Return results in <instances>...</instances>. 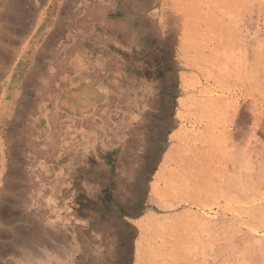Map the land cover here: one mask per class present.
<instances>
[{
    "label": "rangeland",
    "instance_id": "obj_1",
    "mask_svg": "<svg viewBox=\"0 0 264 264\" xmlns=\"http://www.w3.org/2000/svg\"><path fill=\"white\" fill-rule=\"evenodd\" d=\"M239 2L0 0V264L45 257L51 264H193L186 259L206 246L207 231L180 229L192 220L185 210H195L191 191L176 181L186 164L174 166L171 155L183 146L209 142L214 159L223 150L232 155L234 176L223 181L224 191L241 193L239 174H253L250 190L264 192V105L255 109L251 100L255 65L246 49L257 29L264 64V0H242V10ZM208 21L202 30L199 22ZM197 54L201 65L193 62ZM232 55L238 60L231 63ZM204 58L221 76L198 71L210 68ZM262 71L260 65L264 84ZM199 87L209 92L201 100L215 99L214 124L196 131ZM198 192L193 200L203 197ZM212 195L223 203L218 191ZM262 206L246 218L264 229ZM214 208L203 209V219L213 217L228 245L235 239L259 248L256 262L263 260L264 239L256 245ZM169 236L176 244L163 257L154 243Z\"/></svg>",
    "mask_w": 264,
    "mask_h": 264
},
{
    "label": "bare ground",
    "instance_id": "obj_2",
    "mask_svg": "<svg viewBox=\"0 0 264 264\" xmlns=\"http://www.w3.org/2000/svg\"><path fill=\"white\" fill-rule=\"evenodd\" d=\"M236 1H240L239 2V8L242 10L241 7L243 6H240L242 5V0H236ZM259 2V0H257ZM250 4V3H249ZM261 4V3H260ZM258 5V4H257ZM256 5V6H257ZM262 5V4H261ZM260 5V6H261ZM264 5V4H263ZM255 7V6H254ZM220 8V7H219ZM218 12V11H217ZM264 12V10H263ZM228 13V12H227ZM241 15V14H240ZM245 15V14H244ZM226 16V15H225ZM242 16V15H241ZM251 16H254L252 14H250V18L252 19ZM214 17V16H213ZM209 18L210 20H212V22L214 21V18ZM230 17V16H228ZM226 18V17H225ZM231 18V17H230ZM233 18V17H232ZM227 19V18H226ZM240 19V18H239ZM231 20V19H230ZM233 20V19H232ZM220 21V20H219ZM241 21V20H240ZM221 22V21H220ZM224 22V21H223ZM238 22V21H237ZM242 22V21H241ZM200 26H201V29L203 30L205 28V26L207 24H209V21L203 26L202 25V22H199ZM214 24V23H213ZM208 26V25H207ZM229 26V25H228ZM232 26V25H231ZM233 27H236L233 26ZM205 30V29H204ZM256 31L254 32V42L252 44H248V46L246 47L247 49V54L250 56L251 58V61L249 60L248 61V64L251 65V63L253 65H251L252 67L254 66V74L251 73V75L253 74V84H248L249 88H252V92H254L253 94V97H252V103L254 104V108L255 109H258L259 105L260 106H263L264 103V84H262L261 82V86H260V83L258 82L257 80V72H259V67L260 65H262V69L264 71V64L259 60V57H258V52L261 50V47H262V43L260 42L259 38H257V29H255ZM200 33V32H199ZM234 33V32H233ZM239 36V34H237ZM237 36V38H238ZM236 37V36H235ZM201 37H196L197 41L200 40ZM220 39V38H219ZM218 40V37L216 36H212L211 40H210V44H215L216 41ZM236 40V39H235ZM233 41V40H232ZM237 41V40H236ZM239 43V42H238ZM246 45V44H245ZM219 46V45H218ZM205 47V46H204ZM210 47V46H209ZM197 49V46L195 47ZM222 48V46H221ZM219 48V49H221ZM239 48V47H238ZM237 49V47H236ZM198 50V49H197ZM196 50V51H197ZM235 50V49H234ZM241 50V49H240ZM236 51V50H235ZM238 51V50H237ZM200 51L198 50L197 53H199ZM206 52V51H205ZM231 52V51H230ZM229 52V53H230ZM195 53V51H194ZM234 53V52H233ZM238 53V52H237ZM262 53V52H260ZM245 54H243L244 56ZM199 57V58H198ZM212 59H214V57H211ZM242 58V56H241ZM240 58V60H241ZM205 59V58H204ZM210 58H208L209 60ZM212 59H210L209 61L207 60L209 63L208 68L207 70H203V67H199L197 66V69L200 73L202 74H206L205 77L206 78H215L216 79V75L219 76L218 74L221 73V68L219 69L217 66V64L212 61ZM227 61L229 62H234L236 59L238 60V55H237V58L234 57L233 55L232 56H228L227 58ZM201 54H197V56H195V60H193V62H197L199 63L200 65L203 63H201ZM224 60V59H223ZM239 60V61H240ZM242 61V60H241ZM237 63V62H236ZM246 63V62H245ZM245 63H243L245 65ZM247 64V65H248ZM220 65V64H219ZM226 65H228V63L226 61H222L221 62V67L222 69L224 70H233V68H227ZM232 65V64H231ZM239 65V64H238ZM241 65V64H240ZM233 66V65H232ZM243 66V65H242ZM249 66V65H248ZM247 66V67H248ZM235 67V66H234ZM239 67V66H238ZM252 67H250L252 69ZM243 68V67H241ZM246 70V69H245ZM262 71V73H263ZM216 73V74H214ZM227 73V72H226ZM241 73V72H240ZM196 75V74H195ZM227 75V74H226ZM221 76V74H220ZM225 76V75H224ZM223 76V78H224ZM243 76V75H242ZM248 76V75H247ZM204 77V76H202ZM226 77V76H225ZM235 77V75H234ZM250 77V76H249ZM199 78V76H198ZM220 78V77H219ZM239 79V78H238ZM241 79V78H240ZM250 79V80H251ZM208 80V79H207ZM206 80V81H207ZM227 80V79H225ZM262 80V79H261ZM221 81V80H220ZM251 82V81H250ZM197 83V82H196ZM199 83V82H198ZM220 84V83H219ZM238 84H240V82H238ZM238 84H234L232 88L235 89V87H238ZM242 87L244 86V84H242ZM218 86V85H217ZM216 87V86H214ZM200 88V87H199ZM261 88V89H260ZM192 89V88H191ZM246 89V88H245ZM195 90V88H194ZM229 90V89H228ZM227 90V92H228ZM262 90V91H261ZM194 110H196L195 112H198L193 123L194 124H197V129L196 131H199V129H206L209 127H212L213 126V121H214V118L213 117V110H214V107H215V99L208 96V97H205V98H202L203 100H201L200 95H202V93L204 94V92L206 93H209L208 92V89L206 88H203V89H198L196 91H194ZM234 92V91H233ZM236 92V91H235ZM240 92V91H239ZM249 92V91H248ZM219 93V92H218ZM83 95V94H82ZM199 95V96H197ZM236 95V94H235ZM239 95V94H238ZM243 95V94H242ZM241 95V96H242ZM234 96V95H233ZM244 96V95H243ZM238 97V96H237ZM236 98V97H235ZM185 99V98H184ZM230 99V98H229ZM187 101V100H186ZM228 101V100H225V102ZM238 101V100H236ZM242 101V100H241ZM76 102V101H75ZM198 102H202V106L201 107H197V104ZM234 102V100H233ZM244 102V101H243ZM190 103V102H189ZM188 103V104H189ZM240 103V102H239ZM245 103V102H244ZM187 104V105H188ZM226 104V103H225ZM237 104V103H236ZM243 104V103H242ZM237 106V105H236ZM234 108V107H233ZM253 108V107H252ZM219 109V107L217 108ZM225 109V108H224ZM248 109V108H247ZM230 111V110H228ZM249 111V110H248ZM257 111V110H255ZM192 112V111H191ZM222 112V111H221ZM253 112V111H251ZM264 112V110H263ZM227 113V112H226ZM229 113V112H228ZM191 116V115H190ZM218 118V117H217ZM255 118V117H254ZM263 118V117H262ZM191 120V119H190ZM227 120V119H226ZM261 120V119H260ZM225 121V120H224ZM255 121V120H253ZM225 123V122H224ZM184 124V123H183ZM180 125V124H179ZM195 126V125H194ZM228 126V125H227ZM192 128V127H191ZM219 129V128H218ZM254 129V128H253ZM62 130V129H61ZM253 131V130H252ZM63 132V131H62ZM222 132V131H221ZM239 132V131H238ZM58 133V132H57ZM186 133V132H185ZM253 133V132H252ZM187 134V133H186ZM224 134V132H223ZM234 135V134H233ZM254 135V134H253ZM59 136V135H58ZM176 136V135H175ZM192 137V136H191ZM200 137V136H199ZM202 137V136H201ZM255 137V136H254ZM252 137V138H254ZM198 138V137H197ZM218 139V138H217ZM224 139V138H223ZM221 140V139H220ZM181 141V142H180ZM192 141H196L195 139H193ZM200 141H208V140H200ZM215 141H217L215 139ZM223 141V140H222ZM180 143H182V138L181 140H179ZM226 142V141H225ZM249 143V141H247ZM209 143V142H208ZM203 144V145H199L197 144H194L193 146H183L185 148H181L178 150V153L177 154H171L172 157H173V164L174 163H177L178 161H182L183 160V164L180 163L179 166H183L184 164H186V166L182 169L180 168H177L178 170L177 171H180V172H177L175 173L176 175L180 176L181 174V177L178 178L176 181L179 182V185H178V189H181V190H190L191 191V195H190V199H189V203L193 204V207H195V210L194 212H191L189 210H185L186 214L189 215V217H191V221L188 220L187 221V224L188 225H183V226H180L182 229V231H185V234H189L188 232H191V229H192V225H195L201 229L205 231H207V234H204L206 235L205 237H202V240L203 242L206 243V246L204 247H200L198 250H195L194 251V254L192 256V254H190V258L189 259H186V263H193V264H264V251H261V253L263 254V260H258L256 262V254L260 251L259 248L257 250L255 249H248L249 248V245L250 244H245V240H242L241 242L243 243V245L241 246V242H237L235 239H230L231 242L230 244L228 245V242L226 241L225 239V235L223 234L224 232L222 231L223 229L220 227H218L219 225H217V223L212 220V218H209L208 220L206 219H203V214L205 213H202L203 209L207 208L209 210L212 209V207L214 206L216 208V211H215V215H216V218L219 216L221 217L222 219H226L225 217L226 216H229V220L230 222L233 224V222L236 224V228L237 229H242V227H245L247 229V232L245 233V236L248 238V239H252L251 241L253 243H255L256 245H258V243L264 239L263 236L261 235H257L259 233V230H261L262 232H264V229L260 226V223L259 226L261 228H259V226H256L253 222H251L249 219L246 218V216H250L249 212H253L254 209L258 208V207H263L262 206V202H264V196H263V191L261 193H257L256 190H250V186H248L249 184H251V180H250V177L253 178V174L250 176V175H243L241 176V174H239L238 176V180H237V183L238 185H243L242 187H239V191H237L236 188H233V189H230L228 190V192L224 191L225 188H222L223 187V181H228V179H231L233 180V174L232 173H229V169L228 167H230L229 165H232L234 164L233 162V159H232V155H230L229 153H226L224 152L223 150V153L219 154V158L217 159H214L213 156H214V153H213V150H212V147L210 144ZM70 144V143H69ZM189 144V143H188ZM202 144V143H201ZM175 147V145H174ZM227 147V146H226ZM230 147V146H229ZM250 147V146H249ZM180 148V146H179ZM224 148V147H223ZM228 148V147H227ZM232 148V147H231ZM238 148V147H237ZM175 150V149H174ZM218 150V149H217ZM230 150V149H229ZM68 151V150H67ZM245 153V152H244ZM248 156V155H247ZM249 157V156H248ZM73 158V157H72ZM247 158V157H246ZM72 160V159H71ZM172 160V159H171ZM185 160V161H184ZM247 160V159H246ZM79 161V160H78ZM246 162V161H245ZM239 163V162H238ZM179 164V163H178ZM247 164V163H246ZM177 165V164H176ZM174 164V166H176ZM236 165V164H235ZM249 167H251L250 163L248 164ZM255 165V164H254ZM177 165V167H179ZM234 166V165H233ZM248 167V166H247ZM176 168V167H175ZM235 169V168H234ZM164 170V169H163ZM249 170V169H248ZM170 171V170H169ZM232 171V170H231ZM262 171V170H261ZM173 172V171H172ZM252 172V169L250 168V171L246 172V173H250ZM255 172V171H254ZM261 173V172H260ZM168 174V173H167ZM258 175V174H257ZM166 176V175H164ZM172 177H173V174H172ZM241 177H243V179L241 180ZM263 178V177H261ZM250 180V181H249ZM55 181V180H54ZM169 181V180H168ZM236 181V180H235ZM256 181V180H255ZM58 182V181H57ZM249 183V184H247ZM254 183V182H252ZM56 184V183H55ZM163 184V183H162ZM165 184H167L165 182ZM247 184V185H246ZM259 184V183H258ZM263 184V183H262ZM173 185V184H172ZM246 185V186H245ZM165 187V186H164ZM175 187V186H174ZM228 187V186H227ZM259 187V186H258ZM170 188V187H169ZM173 188V187H172ZM36 189V188H35ZM211 190H215V191H218L219 192V198H221L222 200V204L220 201H215V198H212V196H209L211 194ZM227 190V189H226ZM196 191H199L198 193L199 194H202V198L201 200H193V195H192V192H196ZM259 191V189H258ZM51 192V191H50ZM54 192V191H53ZM59 192V191H58ZM165 192V191H164ZM55 194V193H54ZM56 195V194H55ZM150 195V194H149ZM198 197H196L197 199ZM208 198V199H207ZM212 198V200H211ZM161 199V198H160ZM150 200V199H149ZM187 201V199H186ZM185 201V202H186ZM199 201V202H198ZM146 202V201H145ZM169 202V201H168ZM155 203V202H154ZM167 205V204H166ZM227 205V206H225ZM171 206V204H170ZM165 207V206H164ZM169 207V206H168ZM167 207V208H168ZM192 207V205H191ZM192 207V208H193ZM173 208V207H172ZM175 208V207H174ZM214 208V209H215ZM21 210V209H20ZM201 210V212L199 211ZM205 211V210H204ZM195 214V216L193 215ZM208 214V213H207ZM229 214V215H227ZM206 215V214H205ZM209 215V214H208ZM215 215H213L215 217ZM17 216V215H16ZM253 216V215H252ZM218 217V218H219ZM262 217V216H261ZM194 218H198L197 220H195ZM243 218H246V219H243ZM21 219V218H20ZM263 219V218H262ZM50 220V219H49ZM228 220V219H227ZM264 220V219H263ZM190 221V222H189ZM260 221V220H259ZM229 222V223H230ZM264 222V221H263ZM256 223V221H255ZM174 224V223H172ZM230 225V224H229ZM61 227V226H60ZM225 227V226H224ZM210 228H213V231L210 233L209 229ZM259 228V230H258ZM195 229V228H194ZM193 229V230H194ZM233 229V228H232ZM244 230V229H243ZM43 231V230H42ZM178 231V230H177ZM202 231V230H201ZM221 231L223 233H221ZM228 231V230H227ZM242 230H239L237 231V233L241 232ZM33 232V231H31ZM48 232V231H47ZM50 232V231H49ZM165 232V231H164ZM170 232V231H169ZM158 233V232H157ZM193 233V232H192ZM196 233V232H195ZM231 233V231H230ZM173 234V233H171ZM240 234V233H239ZM243 234V233H242ZM261 234V233H259ZM169 235V234H168ZM191 235V234H190ZM196 235V234H194ZM231 235V234H230ZM237 235V234H236ZM264 235V234H262ZM41 236V235H40ZM174 236V235H173ZM182 236V234H181ZM259 236V237H258ZM176 237V236H175ZM179 237V235H177V238ZM188 237V236H187ZM190 237V236H189ZM194 237V236H192ZM237 237V236H236ZM34 238V237H33ZM39 238V237H38ZM60 238V237H59ZM154 238V237H152ZM166 238V237H165ZM169 239L167 240H164V238H162L161 240L158 241V243H154L156 245V248L158 247H161L163 249V251L165 252L164 254H162L161 256L164 257V255L167 253V249H169L170 247H173L175 244H176V240H173L175 238H171L170 236L168 237ZM183 238V237H182ZM186 238V237H185ZM242 238V237H241ZM240 238V239H241ZM244 238V237H243ZM27 239V238H26ZM40 239V238H39ZM146 239V238H145ZM158 239V238H157ZM160 239V238H159ZM181 239V238H180ZM150 240V239H149ZM153 240V239H152ZM169 240V242H168ZM170 240H173V241H170ZM182 240V239H181ZM190 240H193V239H190ZM201 240V241H202ZM151 241V240H150ZM83 242V241H82ZM192 242V241H191ZM194 242H196L194 240ZM149 243V242H148ZM151 243V242H150ZM149 243V244H150ZM168 243V244H167ZM179 243V242H178ZM189 243V241L187 242ZM25 244V243H24ZM147 244V245H149ZM195 244V243H194ZM198 245V243H196ZM8 245H11V244H8ZM81 245V244H80ZM152 245V244H151ZM185 245V244H184ZM192 245V244H191ZM15 246V244L13 245ZM12 246V248H13ZM28 246V244H27ZM32 246V245H31ZM25 247V246H24ZM46 247V246H45ZM151 247V246H150ZM155 247V246H153ZM165 247L166 248V251H165ZM179 247V246H178ZM187 247V246H185ZM190 247V246H189ZM193 247H196V246H193ZM251 247V246H250ZM198 248V247H197ZM252 248V247H251ZM23 249V248H22ZM154 249V248H153ZM194 249V248H193ZM19 250V249H18ZM29 250V249H28ZM253 251V252H252ZM41 252V251H40ZM39 252V253H40ZM159 252H162L159 251ZM258 253V254H259ZM144 255V253H142ZM150 254V253H149ZM24 255V254H23ZM47 256V255H46ZM261 256V257H262ZM52 257V256H51ZM32 257H30L29 259H31ZM200 259V263L196 260V259ZM259 258V257H258ZM230 259H233L232 261H230ZM25 260V259H24ZM27 261V259L25 260ZM24 261V262H25ZM154 261V260H152ZM28 264H32L30 262L32 261H27ZM156 262V261H155ZM20 263V262H19ZM37 263V261H36ZM147 263V262H146ZM37 264H51L50 263V259L48 257H45L43 258V261H38ZM148 264V263H147ZM151 264H154V262ZM173 264V263H172Z\"/></svg>",
    "mask_w": 264,
    "mask_h": 264
}]
</instances>
